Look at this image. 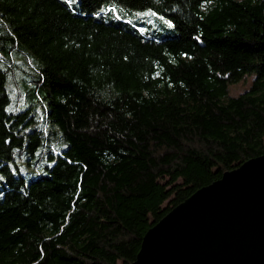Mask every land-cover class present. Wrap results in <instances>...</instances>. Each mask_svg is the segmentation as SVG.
<instances>
[{"label":"trees","instance_id":"obj_1","mask_svg":"<svg viewBox=\"0 0 264 264\" xmlns=\"http://www.w3.org/2000/svg\"><path fill=\"white\" fill-rule=\"evenodd\" d=\"M262 154L264 0H0V264H131Z\"/></svg>","mask_w":264,"mask_h":264},{"label":"water","instance_id":"obj_2","mask_svg":"<svg viewBox=\"0 0 264 264\" xmlns=\"http://www.w3.org/2000/svg\"><path fill=\"white\" fill-rule=\"evenodd\" d=\"M131 264H264V154L171 209Z\"/></svg>","mask_w":264,"mask_h":264},{"label":"rangeland","instance_id":"obj_3","mask_svg":"<svg viewBox=\"0 0 264 264\" xmlns=\"http://www.w3.org/2000/svg\"><path fill=\"white\" fill-rule=\"evenodd\" d=\"M70 1L73 2V0H70ZM75 1L77 2V0H75ZM155 14H157L159 17H162L165 20V24H169V25L171 24L169 20L164 18V16H161L158 13H155ZM28 76H31V74H29ZM251 81H252V76H249V75L246 76L242 81H240V82H238V83H236L230 87L229 94L230 95H238L240 92H242L245 88H247L250 85ZM13 87L15 88V84L12 83L11 88H13ZM38 100H39V97H35V98L23 99L19 102L17 100H13V98H12L11 104L9 105L8 110L24 109L31 102L38 101ZM18 102H19V106L17 104Z\"/></svg>","mask_w":264,"mask_h":264}]
</instances>
